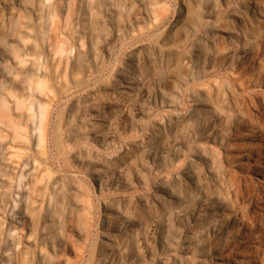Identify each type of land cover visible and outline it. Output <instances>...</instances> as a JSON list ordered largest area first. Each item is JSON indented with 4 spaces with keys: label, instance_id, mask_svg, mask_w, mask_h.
Instances as JSON below:
<instances>
[{
    "label": "rangeland",
    "instance_id": "rangeland-1",
    "mask_svg": "<svg viewBox=\"0 0 264 264\" xmlns=\"http://www.w3.org/2000/svg\"><path fill=\"white\" fill-rule=\"evenodd\" d=\"M0 264H264V0H0Z\"/></svg>",
    "mask_w": 264,
    "mask_h": 264
},
{
    "label": "bare ground",
    "instance_id": "bare-ground-1",
    "mask_svg": "<svg viewBox=\"0 0 264 264\" xmlns=\"http://www.w3.org/2000/svg\"><path fill=\"white\" fill-rule=\"evenodd\" d=\"M217 219H223V216L221 215V214H216V216H215Z\"/></svg>",
    "mask_w": 264,
    "mask_h": 264
}]
</instances>
